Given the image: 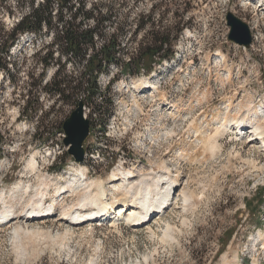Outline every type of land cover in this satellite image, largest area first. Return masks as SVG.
Instances as JSON below:
<instances>
[{
    "label": "rangeland",
    "instance_id": "374dc122",
    "mask_svg": "<svg viewBox=\"0 0 264 264\" xmlns=\"http://www.w3.org/2000/svg\"><path fill=\"white\" fill-rule=\"evenodd\" d=\"M108 3L116 10V18L127 16L131 25L121 38V47L126 46L128 51L125 58L135 55L137 43L148 31L141 30L130 39L140 13L147 15L156 6L152 17L161 21L160 31L175 29L179 19L185 25L174 42V60L163 61L150 74L142 72L138 77L157 84L158 93L145 91L134 95L141 105L140 110L136 109L132 106L133 95L120 88L128 79L120 77L107 96L113 99L107 123L94 111L100 99L85 106L90 130L82 144L84 159L76 163L63 145L62 129L77 106L73 103L76 97L66 102L54 101L43 89L56 68L55 61L49 67L43 62L47 63L49 36H19L9 46L5 59L8 71L0 69V162L5 164L0 167V188L8 191L20 181L35 188L40 183L37 175H46L53 179L55 187H63L84 168L88 173L85 182H103L104 199L108 202L114 193L112 186L120 183L110 178L114 170L159 173L161 166H165L167 176L175 180V195L179 197L166 214L140 229L121 222L124 216L115 222L114 210L108 215L110 218H104L106 221L90 219L93 222L71 228L58 221L62 207L79 199L77 194L76 197L70 194L57 204L51 217L41 221L29 217V223L17 220L9 227L0 226V264H264V238L258 239V232L264 236L263 151L256 148L258 145L248 146L245 135L236 138L231 132L218 138L216 155L196 143L202 131H206L204 139L214 133L217 125L204 129L203 123L225 113L227 99H233L237 108L246 101L253 102L258 109L263 107L264 7L249 0H108ZM30 4L31 0H0V42H5L3 35L8 34L17 18L25 15ZM228 13L249 26L252 42L248 48L227 39ZM172 34L176 35L175 30ZM4 44L10 45V39ZM216 54L223 56L224 63ZM63 64L61 59L59 65ZM82 66V62L77 63V72ZM171 68L165 76L164 72ZM110 71L114 75L117 68L113 66ZM227 71L231 74V85L224 83ZM111 73L100 79L103 91ZM202 93L207 100L202 107L192 109L190 102L201 98ZM162 95L169 103L165 107L159 101ZM173 104L179 108L178 113L170 107ZM150 129L161 140L150 138ZM43 130L46 134L41 135ZM178 148L185 153L182 158H175ZM34 153L40 172L32 174L33 177L28 175L26 164ZM51 166L60 167V171ZM77 180L78 185H84L83 180ZM55 187L50 188L47 203ZM183 192L190 198V206L188 203L185 208ZM117 207L121 208V204ZM128 209L123 205V210ZM166 224L172 226L173 240L163 238ZM18 225L23 230L15 237L13 231ZM16 238L23 248L21 252L15 249ZM145 257L148 263L144 262Z\"/></svg>",
    "mask_w": 264,
    "mask_h": 264
},
{
    "label": "trees",
    "instance_id": "16d2710c",
    "mask_svg": "<svg viewBox=\"0 0 264 264\" xmlns=\"http://www.w3.org/2000/svg\"><path fill=\"white\" fill-rule=\"evenodd\" d=\"M154 8L156 6L151 7L152 11L147 15H137L130 39L141 30L148 31L137 43L135 55L125 58L128 51L126 46L121 47V38L131 25L127 16L116 18V10L108 0H31L25 15L7 35H3L5 42L10 39V45L0 42V56L3 58L0 69L8 71L5 59L8 57L9 46L19 36L26 33L34 34L35 37L49 36L50 43L45 50L47 63L43 62L45 67H49L55 61L53 65L56 68L53 77L44 86V91L54 101L66 102L75 96L73 103L76 105L82 101L85 106H90L96 99H100L94 111L103 116L107 123L113 109V99L107 96L115 81L120 77L137 78L142 72L150 74L154 66L174 57V42L185 25L179 19L175 29L171 27L160 31L161 21L152 17ZM173 30L176 35L172 34ZM61 59H64L62 66L59 65ZM81 62L82 70L77 72V63ZM113 66L117 68L114 75L110 71ZM109 73L112 76L103 91L100 79ZM44 133L46 131L43 130L41 135ZM54 169L60 170V167Z\"/></svg>",
    "mask_w": 264,
    "mask_h": 264
},
{
    "label": "bare ground",
    "instance_id": "6f19581e",
    "mask_svg": "<svg viewBox=\"0 0 264 264\" xmlns=\"http://www.w3.org/2000/svg\"><path fill=\"white\" fill-rule=\"evenodd\" d=\"M257 1L258 2L256 3H258L259 5H262V3H264V0ZM216 55L217 57H221L222 62L224 63L223 56L221 54ZM185 73H188L187 70L185 71ZM217 76L219 80L223 82L221 76L219 74ZM180 82L182 83V81ZM225 82L228 85L232 84L231 74L229 71H227L226 73L224 83ZM120 88L133 95L134 100L132 106L139 110L141 108V105L139 103L140 101L135 99L134 95L145 93V91H150L154 94L158 93V88L155 84L151 83L149 80H144L142 78H136L131 82H126ZM200 97L201 98L196 97L194 99V105L192 101L190 102V104H192L190 105L192 109H195L196 107H202L204 101L207 100V95L205 93H202ZM150 98H154L153 94H150ZM159 101L162 107L169 105L167 99L163 95L160 97ZM238 106L239 108L233 106V99H227L225 102V108L227 111L225 113H219L216 116L211 117L210 122L203 123L205 124V126L203 127L204 129H208L212 124L217 125L216 127H214V133L210 136L208 135L204 139L206 131H200L202 134H199L197 136L196 143H201L203 148L208 147L211 154L216 155V151H219L218 138L224 132H231L236 138H240V136L245 135V137L247 138L245 142L248 146L258 145V147L256 148L261 149L264 153V105L263 107H261V109H258V107H256L253 102L246 101L244 104L239 103ZM170 107L174 108V112H179V108L176 105L173 104ZM19 130L22 129L20 128ZM153 132L154 130L151 129L148 131V135L150 136V138L159 140L161 137L154 136ZM196 132H198V130H196ZM176 153L177 155L175 156V158H182L185 154L183 150H181V148H178V152ZM35 156L36 153L32 154L30 160L26 164V171L28 175H37V172H40V166L36 160L37 157ZM2 164L0 162V167L2 166ZM161 169L162 171L159 173L148 172L146 174H143L140 171H136L134 169L114 170L111 173L110 178L112 180L116 179L117 181H120V183L118 186H112V191L114 193L112 194L111 200L108 202L104 199L106 197V194L103 182L97 180L85 182L86 175L88 173L84 168H81L79 170V174L73 175V177H77L78 179L83 180L82 182H84V185H78V180L77 178H75L71 181V183H69V185L57 188L53 183V179H49L46 175H37V177L39 178L37 179L40 183H38V181L36 180L39 185L36 183V185L38 186L35 188H33V185L31 186L26 182L22 183V181H20L16 186L13 185V191V187L8 191L4 190L2 187L0 188V226H3L4 222L9 219V223H7L5 226H10L13 221L17 220L18 222L22 221L25 223H29V217H32L31 215H33L34 213H40L42 211L47 212V215H49L48 213L53 214L57 204H59L68 195L71 194L72 196L74 193L75 197L76 194L79 197L78 201H75L76 203H73L70 206L64 205L59 212L58 221L66 224L68 227L76 228L83 225L84 223L93 222L90 221V219L97 215L98 217L101 216L100 218H107L109 217L108 215L111 213V210H114V218H116V221L114 219L115 222H117L118 219H121L124 216L122 218L123 220L121 219V222L125 223L126 225H130L132 228H143L146 225L148 226V223H150L155 217L153 216L151 220L144 223V219H148L146 217L150 212L154 213L157 209L161 208V206L165 207L166 205H169L164 212V214H166L169 207L172 206L176 198L179 197L178 195H175V180L173 181L169 176H167L169 171H167L165 166H161ZM0 183H2V181H0ZM51 187L55 188H53V194L50 196L51 201L47 203L46 198L49 195ZM66 188L67 190L65 191ZM63 190L65 192H62ZM185 192L182 193V201L184 202L183 208H185V205H188V203L190 202V198L187 196V194H185ZM19 197L21 198V200L19 199ZM58 198H60L61 200H58ZM23 202H25V205L23 206L21 211H18L17 209L20 207V205H22L21 203ZM117 203L119 205L121 204V208L117 207ZM123 205H127L129 209L127 211L123 210ZM118 208L119 210L117 211ZM41 220H44V218L37 221ZM19 225L18 228L13 231L15 237L18 236V234L23 230L19 227ZM170 227L172 226H169L168 224L163 234V238L166 240H173ZM151 229V235L155 236V233ZM178 231L179 233L181 232L180 230ZM173 233L176 232L173 231ZM263 238V234L258 232V239L261 241V239ZM14 242V246H16L15 249L21 252L23 248H21L20 244L18 245L19 242L17 241V238ZM165 243L168 242L165 241ZM144 262L148 263L147 257L144 258Z\"/></svg>",
    "mask_w": 264,
    "mask_h": 264
},
{
    "label": "water",
    "instance_id": "95a60500",
    "mask_svg": "<svg viewBox=\"0 0 264 264\" xmlns=\"http://www.w3.org/2000/svg\"><path fill=\"white\" fill-rule=\"evenodd\" d=\"M226 21L229 27L227 39L234 44L248 48L252 42L248 25L231 13L226 15ZM84 110V103L79 101L62 126L65 135L63 145L68 148V155L76 163L83 161L84 150L82 144L88 137L90 130V121L85 117Z\"/></svg>",
    "mask_w": 264,
    "mask_h": 264
}]
</instances>
